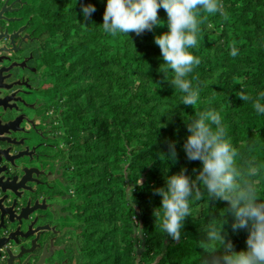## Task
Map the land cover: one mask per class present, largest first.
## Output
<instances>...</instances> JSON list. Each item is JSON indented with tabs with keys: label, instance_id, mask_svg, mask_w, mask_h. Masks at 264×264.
I'll use <instances>...</instances> for the list:
<instances>
[{
	"label": "trees",
	"instance_id": "obj_1",
	"mask_svg": "<svg viewBox=\"0 0 264 264\" xmlns=\"http://www.w3.org/2000/svg\"><path fill=\"white\" fill-rule=\"evenodd\" d=\"M81 3L95 5L90 21H84ZM219 3L224 15L201 11L198 44L189 49L201 61L186 77L200 92L193 108L168 82L171 70L166 79L167 66L154 43L168 31L162 8L164 23L153 31L113 36L101 25L107 0H24L22 13L40 40L33 65L42 61L52 106L64 107L69 147L62 156V194L69 195L65 217L77 222L68 245L83 257L76 264H204L210 257L198 242L225 217L222 234L235 251L246 250L247 230L234 232L227 202L206 193L200 201L193 194L178 241L163 234L153 215L161 206L154 189L182 169L195 180L202 167L186 157V122L210 109L221 116L226 139L238 152L237 166L254 161L260 167L251 179L264 200V114L238 97L243 91L256 99L264 92V0ZM168 142L175 143V158L168 155Z\"/></svg>",
	"mask_w": 264,
	"mask_h": 264
},
{
	"label": "clouds",
	"instance_id": "obj_2",
	"mask_svg": "<svg viewBox=\"0 0 264 264\" xmlns=\"http://www.w3.org/2000/svg\"><path fill=\"white\" fill-rule=\"evenodd\" d=\"M80 7L84 21H90L95 5L81 3ZM161 8L167 14L168 31L156 35L154 43L160 49L163 65L167 66L163 71L167 79V72L171 70L174 75L168 82L184 94L181 97L184 105L195 108L200 92L186 77L201 61L189 49L198 44L201 11L224 15L219 0H107L101 25L104 32L113 36L117 33L141 36L164 23L158 15ZM230 55H238L235 47ZM238 97L245 102L251 100L256 112L264 114V104L260 102L264 92L256 99L243 91ZM186 127L190 133L183 145L186 157L200 161L202 167L195 180L182 169L168 176L164 187L154 189V195L161 197V206L153 212L159 227L163 234L178 241L185 218L191 216L193 194L194 199L200 201L206 193L209 199L227 202L226 211L233 217L232 230L245 229L248 235L246 250L235 251L232 241L222 234L226 217L219 226L210 225L205 230L206 238L198 242L210 257L204 264H264V200L257 195V181L251 179L260 174V167L254 161L246 162V168L237 166L238 152L227 141L225 126L215 109L197 112L196 118L186 122ZM168 148V155L175 158V143L168 142ZM141 232L138 225L137 235Z\"/></svg>",
	"mask_w": 264,
	"mask_h": 264
},
{
	"label": "flooded vegetation",
	"instance_id": "obj_3",
	"mask_svg": "<svg viewBox=\"0 0 264 264\" xmlns=\"http://www.w3.org/2000/svg\"><path fill=\"white\" fill-rule=\"evenodd\" d=\"M5 1L6 0H1L0 5L2 6ZM7 6H12V9H18L13 12H8L6 14L7 17L19 19L10 22L0 21V32H8V34L11 35L13 31H19V37L13 39V41L6 38L0 43V47H5L7 49L0 52V69L3 70L2 84L5 85V88L0 89V97H7V105H15L18 111H13L12 114V119L16 118V123L13 125L15 129L10 130L9 133L6 134V137H9L8 141L0 142V145L2 148H11L12 154L20 152L27 153V156H24L21 162H16L19 167L14 171V174L21 171L20 166L27 165L35 168V174L33 176L35 182L29 183L34 188V193L30 194L29 191H24L23 194L26 197L32 196L33 201H38L39 209L35 214H33L31 219V221H36L34 229L47 225L50 227L48 230H43L39 242L43 244L49 243V249H52L51 253H53V255L47 259V262L50 264H70L68 256L69 243H65L63 245L62 243L56 244L57 240L61 238L63 231H58V227L55 228L48 221L50 216L54 213L53 209L58 208L57 203L54 201L55 196L57 195L55 194L51 202H49L48 198H46V191L52 194L50 192V190L54 187V185H51L52 182L53 184H60L63 187L65 177L63 174L62 156L68 148L67 150L64 148H56L59 152H62V156L58 158V163L55 165L54 170L46 172L39 166L41 159H45V156H51L50 154H47L46 149H50L52 146L56 147V145H52L51 143L45 141L46 138H49L47 133H45L46 131H49L48 134L53 136L51 137L53 140L67 143L65 131L62 128L63 119L61 110L63 109H61L58 113H53L52 110H56L57 107L52 106L53 101L50 98V89L52 84L48 81L41 79L42 82L39 88L32 90V86L36 80L35 78L39 77V73L36 71L37 65H33L35 57L34 53L30 52L29 48L31 44L38 41V38L32 36L29 27V19L25 18L22 13L24 0H9ZM15 45L18 48L17 51L12 50ZM38 45L40 46V40L38 41ZM15 63L18 65H14L13 68L5 70ZM41 78H43V76H41ZM43 83L46 85L45 87ZM36 90L44 94L45 98L44 101L38 104L32 99V95L36 92ZM9 97H11L12 100H10ZM51 108L52 110L50 112L52 115L49 119H47L44 115H46ZM59 108L60 107H58V109ZM3 111L4 109L1 107L0 113ZM31 111L32 116L30 115ZM2 119H4L3 116ZM53 124H56V127L53 128L52 126L47 130L42 129V125ZM67 230L68 229H66V231ZM40 253L42 252L40 251Z\"/></svg>",
	"mask_w": 264,
	"mask_h": 264
},
{
	"label": "water",
	"instance_id": "obj_4",
	"mask_svg": "<svg viewBox=\"0 0 264 264\" xmlns=\"http://www.w3.org/2000/svg\"><path fill=\"white\" fill-rule=\"evenodd\" d=\"M8 2L9 0H6L2 6L0 5V21L10 22L19 19L7 17L8 12L18 10L7 6ZM17 37L19 31H13L11 35L8 32H0V43L6 38L13 41ZM3 50L7 49L0 47V52ZM12 50H18L16 45ZM14 65L18 64L15 63L5 70L13 68ZM2 71L0 69V89L5 88L2 84ZM9 98L12 100L11 97ZM6 100L7 97H0V108L4 109L0 113V142L8 141L9 137H6V134L15 129L13 125L16 123V118L12 119V114L13 111H18L15 105H7ZM11 150L0 145V264H50L47 259L53 255L52 249H49V243L39 242L43 230H48L50 227L47 225L34 229L36 221L31 219L39 209L38 201H33L32 196L26 197L23 194L24 191L34 193V188L29 183L35 182L33 177L35 168L20 166L21 171L14 174L19 167L16 162H21L27 153L12 154Z\"/></svg>",
	"mask_w": 264,
	"mask_h": 264
},
{
	"label": "rangeland",
	"instance_id": "obj_5",
	"mask_svg": "<svg viewBox=\"0 0 264 264\" xmlns=\"http://www.w3.org/2000/svg\"><path fill=\"white\" fill-rule=\"evenodd\" d=\"M38 41H35L33 44L30 45V48H29V51L30 52H33L35 51V49L38 47ZM36 71L37 73H39V77H36L35 81H34V85L32 86V90H35V88H39L42 80L44 78H41V74H43V72L45 71V67H44V64L42 63L41 60H39V63L37 64L36 66ZM42 79V80H41ZM46 80V79H44ZM47 81V80H46ZM44 87L46 86L44 83H43ZM35 92V91H34ZM32 99L34 102H36L37 104L44 101L45 98H44V94L40 93L38 90H36V92L32 95ZM64 107L63 106H60V108L56 110H52L49 109V112L46 113L45 118L49 119L51 117V110L53 111V113L55 114L56 112L58 113L61 109H63ZM62 111V110H61ZM30 115L32 116V111L30 112ZM42 116V115H41ZM56 127V124H53V125H42V129H50V127ZM49 132V131H48ZM48 132L46 131L45 133H47V136H49V138H46L45 141L48 142V143H51L52 145H56L55 146H52L50 147V149H46L47 151V154H50L51 156H45V159H41V161L39 162V166L42 167V169H44L46 172L50 171V170H54L55 169V165L58 163V158L60 156H62V152H59L58 149L56 148H64L67 150V148L69 147V144L68 143H65V142H58L57 140H53L51 137H53L52 135H49ZM66 138V137H65ZM55 148V149H54ZM51 185H54V187L50 190V193H48L46 191V198H48L49 202L52 201L53 197L55 196V194L57 196H55V203H58L60 205H64L65 201H66V197H69V195H66V194H62L64 193V190H63V187L60 185V184H57V183H54L53 182L51 183ZM72 196L74 197V194H73V191H72ZM68 213V212H66ZM60 224V228H63L61 229L63 231V234L61 235V238L59 240H57L56 244L59 243L62 245L65 244V243H69L72 239L75 238L76 236V233L75 232H72V229H73V225L76 226L77 225V222H72L70 219H68L67 217H64V219L60 220L59 222ZM69 227V228H68ZM77 227V226H76ZM66 228L68 229L66 231ZM69 260H70V264H76L78 261H82L83 257L81 258L78 254H77V251H75V248H71L70 251H69Z\"/></svg>",
	"mask_w": 264,
	"mask_h": 264
},
{
	"label": "crops",
	"instance_id": "obj_6",
	"mask_svg": "<svg viewBox=\"0 0 264 264\" xmlns=\"http://www.w3.org/2000/svg\"><path fill=\"white\" fill-rule=\"evenodd\" d=\"M57 206H58V208L53 209L54 213L50 216L48 221L55 228L58 227L57 230L61 232L60 225H59L60 223L59 222H60V220L64 219V216H66V210L64 209V207H65L64 205H60V204L57 203Z\"/></svg>",
	"mask_w": 264,
	"mask_h": 264
}]
</instances>
